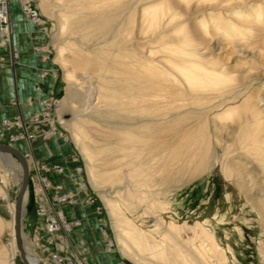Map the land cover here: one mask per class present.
I'll use <instances>...</instances> for the list:
<instances>
[{"label":"bare ground","instance_id":"bare-ground-1","mask_svg":"<svg viewBox=\"0 0 264 264\" xmlns=\"http://www.w3.org/2000/svg\"><path fill=\"white\" fill-rule=\"evenodd\" d=\"M223 1L39 0L55 20V62L68 84L60 113L102 191L121 252L134 264H228L205 222L180 219L163 196L207 173L219 172L264 228V0L233 17L211 13ZM15 116L20 136L33 142L26 117ZM27 196L28 188L23 217ZM9 206L5 264L10 251L20 257L16 199ZM7 225L0 215V232ZM22 232L28 261L50 264Z\"/></svg>","mask_w":264,"mask_h":264},{"label":"rangeland","instance_id":"rangeland-1","mask_svg":"<svg viewBox=\"0 0 264 264\" xmlns=\"http://www.w3.org/2000/svg\"><path fill=\"white\" fill-rule=\"evenodd\" d=\"M17 1L19 3V0H12L11 9V15L13 17L12 25L14 28H12V40L14 42L13 48L15 51L13 54L10 46L0 49V51H2L0 53V70L11 71L14 79L15 67H20L22 63L33 60V65L31 67L33 77L40 80V83L41 81L45 83L55 80L56 89L54 92L50 91V94L59 101L56 111L51 114L52 118L49 129V134L51 136L49 135L50 137L48 136L47 139H45L44 134H39L41 137L38 135V137L31 143L26 140H23L22 143V140H19L23 139L20 135V138L14 141L6 142L0 140V143H7L9 145L13 144L22 149L30 167L28 200L25 215L23 217L24 224L22 229V235L23 233L25 235V245L28 244V246L34 249L42 259L46 260V262L54 264L50 259L48 249L35 246L34 240L37 238L34 235V231L31 232L25 229L24 226L25 218L29 219L30 217L34 222L38 223L34 225V228L43 226L41 223L42 220L36 213V203L32 190V179L36 178L34 175L36 173L35 168L39 167V165H60L63 167L64 172L62 174L54 175L60 176L62 180H55L53 175L51 176V179L63 183L67 190H74L77 196L81 199V202L75 205L61 206L59 210L63 213H65L63 209L66 207H71L73 210L76 208L82 212H86L90 209L94 210L96 212L95 219L100 226V232L105 243L107 255L113 258L114 264H119L121 262H125L124 264H134L133 261L124 256L121 252L120 246L118 245L116 231L111 224L106 204L101 198L102 191L94 187V183L88 170V161L73 140L71 130L64 117H62L64 114L60 113V103L66 96L68 84L64 80V72L62 68L55 62V20L53 22V20L48 18L45 13L41 11L39 5L40 2L37 0V7L41 12L43 22L39 26L28 23L21 11L20 3L17 4ZM241 1H243V4H238L237 2H240L239 0H224L221 4L216 6L211 13L220 16L226 14L229 17H233L239 12L241 14L248 10L249 5L255 6L258 3H262L257 2L258 0ZM208 16L211 15L208 14ZM193 22H195V20L191 21V23ZM18 32L21 34H18ZM143 39L141 42H148L149 38ZM230 66H232V63ZM260 83L261 85H264V79H262ZM89 85L90 83H88V86ZM6 87V95H10V91L13 90L12 86L10 87V84H8ZM88 89H90L88 92L91 94V88L88 87ZM33 94L34 96L41 97L35 91ZM14 100L16 99L12 100L13 104ZM0 102L4 101L0 100ZM35 103L39 104V101H34L33 104H31L28 100L29 106H35ZM2 105L4 104H0V106ZM0 110L3 112V108ZM34 110L37 109L33 108L27 115L23 114L22 111L27 122H30L28 118L34 113ZM18 113L19 112L16 114ZM15 115L10 117L12 118ZM0 117V121L6 118L4 116ZM47 128H49V123L42 124L39 129L42 131L43 129L47 130ZM31 132H36V128L35 130L31 129ZM39 145L41 146L39 147ZM41 151L42 154L39 155ZM75 155L77 162H81V166L83 165L85 167L83 175L88 182V188L86 190L80 189L71 180L72 174L77 173L76 168L78 164L76 165L74 162ZM43 161L47 163H43ZM47 174L50 176L53 174V171L51 170ZM21 179V165L18 159L10 154H0V215L8 223V225L0 232V245L1 243L7 245L12 240L10 225L12 214L10 212L9 203L15 201ZM196 179L183 185H179L178 187H173L168 190L164 189L163 196L166 200H170L169 203L173 211L182 220L197 218L198 220L205 222V226L214 232L218 244L226 249L228 264H264V228L259 221L257 212L249 206L243 197L235 193L236 190L233 186L228 183L219 172L207 173ZM68 180L72 183V188L69 187L70 183ZM34 204L35 210L33 207ZM77 219L83 221L82 218ZM103 230H105L104 233H102ZM190 234L192 235L191 231H188L187 234L185 233V236L187 237ZM107 240H112L111 242L113 245L110 248L109 245H107ZM227 244L229 245L227 246ZM75 245L77 247L79 246V244ZM6 248L7 247L5 246V249ZM80 249L82 248L79 247V253ZM3 260L6 261L5 259ZM83 260L86 264H89V261L86 258H83ZM102 263L106 264L104 261H102ZM0 264L5 263L0 262ZM6 264L24 263L21 261L17 251H10Z\"/></svg>","mask_w":264,"mask_h":264},{"label":"built area","instance_id":"built-area-1","mask_svg":"<svg viewBox=\"0 0 264 264\" xmlns=\"http://www.w3.org/2000/svg\"><path fill=\"white\" fill-rule=\"evenodd\" d=\"M22 11L25 14L28 23L39 26L43 20L41 12L37 7V0H19ZM12 19L10 13V0H0V49L11 46L12 43ZM35 92L39 94V109L34 110V114L30 115V122L27 124L28 128L37 129L38 132H30V138L34 141L39 134H47L50 128L49 113L57 109L58 99L53 97L51 94H45L41 86V83L36 85ZM49 95L50 98L46 99ZM54 98V101L52 99ZM35 101L33 96L31 99ZM47 130L39 129L42 124H48ZM21 117L15 116L11 121L9 118H4L0 121V140L1 141H14L19 138L20 130L15 127H20ZM40 130V131H39ZM31 131V130H30ZM27 136V134H26ZM40 136V135H39ZM41 137V136H40ZM45 139L46 136H45ZM74 162L77 165L76 174H72L71 180L80 189L86 190L88 188L87 179L84 177L85 167L81 166V162H77L76 155L74 156ZM43 173H38L36 179H32V190L36 203V213L42 220V227H36L34 233L39 237L34 240L36 247H44L49 250L50 259L54 264H86L80 255L78 249L84 246V242H80L77 247L70 240L71 233L81 227L83 222L81 219H69L59 209L61 206L75 205L81 202V199L77 196L74 190H67L65 185L61 182L51 179L47 173V165L42 166ZM51 170L54 174H62L64 169L60 165L51 166ZM50 170V171H51ZM54 180V181H52ZM38 183V184H37ZM44 191V193L42 192ZM46 195V198H44ZM105 230L102 231L104 233ZM64 241H70V245H66L63 249ZM107 245L112 246L111 241H106ZM61 246V247H59ZM121 262L119 264H124Z\"/></svg>","mask_w":264,"mask_h":264},{"label":"crops","instance_id":"crops-1","mask_svg":"<svg viewBox=\"0 0 264 264\" xmlns=\"http://www.w3.org/2000/svg\"><path fill=\"white\" fill-rule=\"evenodd\" d=\"M17 4H19L18 1H17ZM11 9H12V0H10V13H11ZM12 18L13 17L11 15V19ZM12 28H13V25H12ZM18 34H21V33L18 32ZM1 52L2 51H0V53ZM32 63H33V60H29L27 62L22 63L20 67H15L14 79H13L11 71L0 70V100L4 101V102H0V104H4L0 106V109L3 108V112H1L0 110V116L10 117L12 115H15L17 112H22V111H23V114L27 115L32 111L33 108L39 109V105L37 103H35V106L34 105L29 106L28 104L29 97L31 95H34L33 93L35 91L36 85L40 84V80L36 79V77H33V74L31 72V67L33 65ZM50 82L44 83L41 81V86L45 94H50V91L54 92L56 89L55 80H51ZM8 84H10V87L12 86V89H13L12 91H10V95H6L7 93H6L5 88H7L6 86ZM13 99H16L17 101H19L20 105H14L12 103ZM37 100L38 99H36V101ZM19 140H22V143H23L24 139H19ZM40 146L41 145H39V147ZM37 150H40V149H37ZM41 154H42V151L39 153V155ZM43 163H47V162L43 161ZM53 177L55 180L61 179L60 176L53 175ZM68 182L70 183L69 180ZM69 187L71 188L73 187L72 183L69 184ZM33 207L35 210V204L33 205ZM63 211H65L64 214L68 218L70 217L69 219H74V218L83 219L82 221L83 225L75 229L71 233V236H70V240L73 244H79L81 241L84 242V246L82 247V249H80L82 258H86L89 261V264H103L102 261L106 262V264H114L113 258L111 256H108L106 253L107 251L105 250V243L102 238V234L100 232V226L98 225V222L95 219L96 212L92 209L86 212L84 211L82 212L81 210L76 209V208H74L73 210L71 207H66L63 209ZM23 224H24V220H23ZM35 224H38V223L34 222L31 217L29 219L25 218V226H24L25 229L32 232L36 229L34 228ZM34 235L37 238L39 237L37 234H34ZM24 238H25V235H24ZM25 244H26V241H25ZM66 245H70V244L65 242L63 243L64 247H61V248L63 249L66 248Z\"/></svg>","mask_w":264,"mask_h":264},{"label":"water","instance_id":"water-1","mask_svg":"<svg viewBox=\"0 0 264 264\" xmlns=\"http://www.w3.org/2000/svg\"><path fill=\"white\" fill-rule=\"evenodd\" d=\"M0 151H7L15 155L21 162L24 171L23 184L16 197V210H15V237L17 241V248L20 253V258L24 264H31L26 256L21 243V231H22V212H23V197L28 188L30 180V169L25 156L16 148L8 145L7 143H0Z\"/></svg>","mask_w":264,"mask_h":264}]
</instances>
